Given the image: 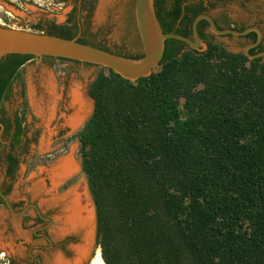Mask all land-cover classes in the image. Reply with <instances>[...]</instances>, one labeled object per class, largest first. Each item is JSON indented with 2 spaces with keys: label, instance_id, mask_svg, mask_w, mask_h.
Returning a JSON list of instances; mask_svg holds the SVG:
<instances>
[{
  "label": "trees",
  "instance_id": "1",
  "mask_svg": "<svg viewBox=\"0 0 264 264\" xmlns=\"http://www.w3.org/2000/svg\"><path fill=\"white\" fill-rule=\"evenodd\" d=\"M185 2L168 13L169 1L155 0L165 34L181 35ZM178 43L167 40L148 78L102 68L90 86L94 111L76 139L97 247L105 264H264V60ZM32 59L0 62V106Z\"/></svg>",
  "mask_w": 264,
  "mask_h": 264
},
{
  "label": "rangeland",
  "instance_id": "2",
  "mask_svg": "<svg viewBox=\"0 0 264 264\" xmlns=\"http://www.w3.org/2000/svg\"><path fill=\"white\" fill-rule=\"evenodd\" d=\"M80 2L81 0H0V25L31 32H39L36 29L38 25H41L45 32L53 26L66 27L76 34L81 29V36L100 47L121 53L128 58L143 56V45L136 22V0H89L79 10ZM255 7L264 9L258 3ZM234 9L237 10V8ZM201 50V52L206 51L203 47ZM234 51L240 50L235 49ZM42 61L35 58L31 65L21 69L22 82L26 84V89L13 104L14 108L20 105L25 134L32 140L28 153L22 152L21 175L23 176L28 169L30 172L28 178L44 173L45 167L42 163L46 162V159L42 156L45 157L46 154L53 152L55 153L53 156H58L56 160L58 162L65 158L74 160L78 166L77 174L59 184L55 194L63 195L84 182L95 211V231L86 259L84 258L81 264H93L92 261L97 251L100 250L96 243L97 214L89 181L83 172L79 152L80 143L76 136L93 114L94 101L90 97L89 90L91 84L102 72V68L88 64L63 62L58 59ZM159 70L160 68L154 72H159ZM49 79L55 82L56 103L54 106L57 107L49 127H45L42 125L40 116L36 114L34 105L37 102L43 105L47 101L46 87ZM77 87L82 91L86 103L90 105V111L84 122L77 129L71 130L66 124V118L73 114L70 94L73 88ZM10 104L11 102L5 103L7 110L12 107ZM58 135L62 139L57 143L52 142L51 137ZM29 159H32V162ZM62 186L61 191L59 188ZM66 236L71 239L66 252L70 256L68 260H72L75 256L73 248L80 244V239L75 235ZM1 259L0 252V264H4Z\"/></svg>",
  "mask_w": 264,
  "mask_h": 264
},
{
  "label": "flooded vegetation",
  "instance_id": "3",
  "mask_svg": "<svg viewBox=\"0 0 264 264\" xmlns=\"http://www.w3.org/2000/svg\"><path fill=\"white\" fill-rule=\"evenodd\" d=\"M87 1L89 0H81L79 10ZM168 1L167 12L172 13L176 0ZM257 3L260 7H264V0H186L176 21V28L180 30L181 36L194 42L193 24L200 16L209 17L220 32L243 33L250 29H257L261 35L256 31H250L240 36L232 33H216L208 20H201L198 25L202 44L207 45L206 51L210 45H217L231 53L245 54L247 47L258 44L249 49V53L254 52L253 55H258L264 52V9L255 7ZM81 35L82 30L79 29L74 39L128 57L89 42ZM177 41L178 44H186L185 50H193L187 43ZM260 59L264 60V58ZM48 60L55 59L44 58L42 62ZM33 61L34 59L28 61L22 69L31 65ZM23 83L22 74L20 78H13L0 106V238L4 245L11 244L13 247V249L0 247L1 262L4 264H52L58 257L65 260L70 258L66 251L71 241L67 236H57L56 219L60 211L48 204L52 197V184H50L48 171L55 167L58 156H53L54 152L46 154L45 157L42 156L46 162L42 163L45 172L41 175L36 174L33 178H28L29 169L23 176L21 175L22 152L28 153L29 144L32 141L25 134L20 105L17 108L13 106L18 97L20 98L25 92L26 84L24 83L23 86ZM7 102H11L10 105H12L9 110L5 107ZM61 139L60 135L51 137V141L56 143ZM30 160L32 162V159ZM36 184H40L44 189L39 192L34 191ZM62 188L63 186L59 190L62 191Z\"/></svg>",
  "mask_w": 264,
  "mask_h": 264
},
{
  "label": "water",
  "instance_id": "4",
  "mask_svg": "<svg viewBox=\"0 0 264 264\" xmlns=\"http://www.w3.org/2000/svg\"><path fill=\"white\" fill-rule=\"evenodd\" d=\"M136 22L143 45L144 54L141 59H131L120 56L106 50L83 44L77 39H64L47 33L18 30L0 25V62L13 55L30 56L43 60L44 58L65 59L81 64H90L107 70H112L122 78L136 82L150 77L161 66L167 40H179L196 51L207 50V45L202 44L198 33V25L201 20H208L214 32L219 34L232 33L246 35L250 29L243 33L220 32L216 29L213 21L207 16L198 17L193 24L195 42L187 37L177 34H165L157 17L155 0H136ZM258 44L247 47L245 55L250 60L264 58V52L251 55L249 49ZM86 124V123H85ZM84 127V126H83Z\"/></svg>",
  "mask_w": 264,
  "mask_h": 264
},
{
  "label": "bare ground",
  "instance_id": "5",
  "mask_svg": "<svg viewBox=\"0 0 264 264\" xmlns=\"http://www.w3.org/2000/svg\"><path fill=\"white\" fill-rule=\"evenodd\" d=\"M101 16V15H100ZM1 23V21H0ZM47 103L35 104L34 109L42 120V125L49 127L52 119L55 116L56 107V89L55 82L52 79L47 81ZM54 82V83H53ZM82 91L73 88L70 94L71 108L73 109L72 116L66 118V124L71 130L77 129L90 111V105L86 103ZM32 98V97H31ZM45 98V97H44ZM36 100V99H35ZM89 103V102H88ZM55 120V119H54ZM47 130V129H46ZM47 133V132H46ZM49 134V132L47 133ZM45 144V143H44ZM45 146V145H44ZM78 166L71 158H65L55 164V167L48 171L50 181L52 184V197L48 201L51 207L58 208L60 215L57 217V236L75 235L80 239V244L73 248L75 258L73 260H65L58 257L52 264H81L83 259L87 256L95 229V214L90 197L88 195L85 185L79 183L77 186L71 188L70 191L63 195H55L56 188L71 176L77 174ZM44 188L40 184H36L34 191L39 192ZM1 248H11L10 245H4L0 238ZM86 259V258H85ZM84 259V260H85ZM84 262V261H83ZM93 264H105L102 259L101 250L97 251L93 259Z\"/></svg>",
  "mask_w": 264,
  "mask_h": 264
}]
</instances>
